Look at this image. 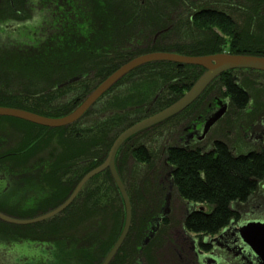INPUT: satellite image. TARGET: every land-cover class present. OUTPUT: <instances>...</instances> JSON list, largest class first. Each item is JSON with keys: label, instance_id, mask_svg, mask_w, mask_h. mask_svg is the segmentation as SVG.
I'll use <instances>...</instances> for the list:
<instances>
[{"label": "trees", "instance_id": "obj_1", "mask_svg": "<svg viewBox=\"0 0 264 264\" xmlns=\"http://www.w3.org/2000/svg\"><path fill=\"white\" fill-rule=\"evenodd\" d=\"M238 11L240 21L234 18ZM164 36L176 39L165 44ZM153 51L264 56V0H144L142 5L139 0H0V106L63 116L121 64ZM203 71L201 66L168 61L141 65L67 126L48 128L0 116L25 128L21 142L9 149L15 159L50 143L57 148L39 175L40 204L32 212L0 211L28 218L61 204L80 178L103 162L123 129L173 103ZM73 74L93 76L59 86ZM236 75L220 74L182 112L132 136L118 150L115 164L130 200L131 224L109 264H139L141 243L164 206L169 184L165 170L179 199L207 206L188 211L181 221L187 232L199 237L216 235L238 220L257 194L264 183V146L235 150L226 141H216L202 150L170 143L163 146L159 165L151 147L164 131L174 130L210 88L223 90L231 101L230 113L240 116L249 102L250 85L239 83ZM122 83L124 89L114 91ZM65 94L71 96L63 100ZM123 220L122 198L105 169L89 179L62 212L40 223L49 225L37 231L35 240L56 246L54 264H100ZM171 223L170 216L162 218L142 255Z\"/></svg>", "mask_w": 264, "mask_h": 264}, {"label": "flooded vegetation", "instance_id": "obj_2", "mask_svg": "<svg viewBox=\"0 0 264 264\" xmlns=\"http://www.w3.org/2000/svg\"><path fill=\"white\" fill-rule=\"evenodd\" d=\"M239 16L240 13L238 11L235 13L234 18L239 20ZM220 74H237L236 77L239 83H248L247 86L250 85L249 90L246 89L249 102L244 109L245 111L240 114V116L230 113V98L224 95L223 90H220L218 87L210 88L199 99L192 110L179 121L175 129L170 131L171 133L169 131H164L162 136L168 134L170 136L168 140L174 141L170 143H175L181 147L196 146L202 150L211 149L216 141H226L232 145L235 150H238V146L243 143L252 146L248 149L261 148L264 146V81L256 77L240 75L264 74V71L238 68L227 70ZM91 76H93V74H73L64 82L72 79H74V81L64 85ZM67 99L68 94L63 95V100ZM223 106H226L223 116L204 133L203 126L206 119ZM227 117H230V122L226 121ZM220 127L221 129H219V131L216 130ZM212 134L213 137H211ZM231 134H234L235 139L232 140V138H230ZM170 143H166L164 147ZM5 144V140L1 139L0 207L4 209L8 207L5 201L8 196L14 199L21 198L23 202L31 201L33 206H38L41 201L40 191L42 190L39 186V175L41 171L46 169L47 163L51 161L52 152H48V156L45 158L44 163L40 165L39 163L43 159L36 157L38 152L29 156L21 155L15 159L16 156L9 155V149L11 147H7ZM164 147L161 150V158L163 157ZM159 164L160 159L158 157L156 165ZM16 174H20L22 177L18 180L16 178L14 179L13 176ZM169 175V172H166L165 178L167 179ZM171 184L173 188V183L170 180L168 191L170 190ZM253 197L254 196L247 201L246 209L241 213V217L238 220H233L234 226L238 225L240 221L258 219H248V214L252 211L248 207L256 200H254ZM42 201L45 200L42 199ZM257 203V207L264 210V200L259 199ZM9 209L12 211L11 208ZM187 212L188 208L186 210V213ZM14 225L17 224H11L0 220V264H54V259L57 256V249L54 244L52 245L47 242L43 243L35 240L37 233L35 231L26 234L22 233V231H20V233L6 229L7 226ZM183 230V232H178L179 248H176L179 251V264H260L257 255L250 251V249H240L236 246L233 234L228 233L217 241L212 239L216 237L218 233L213 236L199 237L195 235L199 238L195 240L186 234L188 232L184 228ZM203 238L206 240L204 241Z\"/></svg>", "mask_w": 264, "mask_h": 264}, {"label": "water", "instance_id": "obj_3", "mask_svg": "<svg viewBox=\"0 0 264 264\" xmlns=\"http://www.w3.org/2000/svg\"><path fill=\"white\" fill-rule=\"evenodd\" d=\"M139 3L140 5H142L144 3V0H139ZM167 30L168 28L159 30L154 35L153 39L155 40L157 36ZM157 61H168L180 64L197 65L203 67L204 71L191 85V87L173 103L153 114H150L136 121L135 123L123 129L112 142L103 162L88 171L87 173H85L74 186L69 196L61 204L54 207L53 209L48 210L47 212L28 218L13 217L0 211L1 221L17 225H28L51 218L57 215L58 213L62 212L67 206L71 204V202L75 199L77 194L80 192L82 187L89 179H91L94 175L102 172L103 170L108 169L120 193L124 207V220L120 233L111 248L108 250L106 255L103 257L102 261L100 262V264H109L114 258L120 246L122 245L131 224L130 200L115 164V159L118 150L132 136L149 130L186 109L203 93V91L211 83V81H213L217 76H219L220 73L238 68L264 71V56L262 55L219 52L215 54L191 56L166 51L147 52L137 55L131 58L130 60L126 61L125 63L121 64L107 77H105L100 83H98L80 101L79 104H77L73 109H71L68 113L63 116L48 117L21 108L9 106H0V116L14 117L48 128L67 126L80 119L83 114L124 75L141 65ZM72 81H74V79L66 81L60 85H64ZM160 92L161 90L154 96L153 100L150 103V106L156 101ZM225 110L226 106H223L214 113H212L206 119L203 126L204 133L210 128V126H212L217 120H219L223 116ZM171 188L172 184L170 185V189ZM169 204L170 190L167 192V195L165 197V203L161 210V213L155 218L154 224L151 225L149 233L141 243L139 252H141L144 246L148 244V242L154 237L160 227L162 218L168 216L170 211ZM198 205L199 204L197 203L188 202V211L196 209L202 211L203 207ZM228 233L233 234L236 246H238L240 249H250V251L257 255L259 263L264 264V221L244 220L240 221L238 225L234 226L232 220L229 225L223 228L218 233V235L212 240L217 241L219 238Z\"/></svg>", "mask_w": 264, "mask_h": 264}, {"label": "rangeland", "instance_id": "obj_4", "mask_svg": "<svg viewBox=\"0 0 264 264\" xmlns=\"http://www.w3.org/2000/svg\"><path fill=\"white\" fill-rule=\"evenodd\" d=\"M175 39L173 36H168V37L164 36L161 38V42L165 43V44L166 43H172L175 41ZM240 75L256 77L257 79H261L264 81V76L263 75L261 76L260 74H240ZM124 86H125V84L122 83L121 85L116 87L114 89V91L118 90V89H124ZM70 96H71V94H68V98ZM106 96H109V95H106ZM106 96L104 98H106ZM98 105H99V103H98ZM226 121L230 122V117H227ZM219 129H221V127L217 128L216 130L219 131ZM24 135H25V128L23 126L22 127L19 126L18 123H16V122H11L8 120H0V138L5 140V142H6L5 145L7 147L12 148L16 144H19L21 142V140L24 138ZM169 137L170 136L168 134H165L164 136H160L158 138V140L151 142V145H152L151 147L153 149H155V151L157 152L156 158L158 160V157H159L160 163L163 162V157L161 158V156H160L162 147L166 143L174 142L172 140H168ZM211 137H213V134L211 135ZM230 138H232V140L235 139L234 134H231ZM238 147L241 150H246L248 148H251L252 146H250L246 143H243ZM48 152H52L51 153L52 154L51 159H52L57 152V148H56L55 144L50 143V144L46 145L40 152H38L36 157L43 159V160H41L40 163L38 162L40 165H42L44 163L45 158L48 156ZM132 161H133L132 158H129V162L132 163ZM166 172H167V170H165L164 173H166ZM164 175H166V174H164ZM13 177H14V179L16 178L18 180L22 177V175L16 174ZM164 181H166V183H169V181H170L169 177H167V179L165 178ZM165 191L167 192L168 188H166ZM170 195H171L170 204H169L170 211H169L168 215L171 217L172 223L169 227L162 228V230L156 235V238L153 241V244L151 245V247L146 252V255H142L141 254L142 251L138 252L137 259L139 261V264H179V261H178L179 260V255H178L179 251H178V249H176V248H179V245H178V237H179L178 234L179 233L178 232L184 231L183 227L181 225V223H182L181 221H182V218L185 215L186 210L188 208V202H185V201L179 199L176 191L173 188L170 189ZM253 198H254V200L255 199L256 200L251 205H249V207H248L252 210L248 214L249 215L248 219L249 218H251V219L258 218V219H254V220L264 221V210L259 209L257 207L258 200L259 199L264 200V183L261 184L259 191L257 192V194ZM5 201H6V204L8 205V207L12 209V211H11L8 207H5V209L10 213H12V212H16V213L32 212L36 208V206H33L31 204V201H24L23 202L21 200V198L20 199H14L13 197L8 196V197H6ZM198 206H202V205L199 204ZM202 207H204V209H207V206H202ZM244 209H246V206L243 207L242 213L244 212ZM47 211H45V212H47ZM41 213H44V212H38L33 216H36V215L41 214ZM49 219L50 218L45 219L43 221H47ZM43 221L36 222V223H39V225H36V223L31 224L32 226H28L30 228H28L26 225H14V226H7L6 229H9V230L14 231V232L22 231V233H26V234L29 233L30 234V233H32V231L37 232V231L43 229L44 227H46L47 225H49L48 224L49 222H45L43 224H40ZM186 234H188V236L192 239H195V240L199 239L193 233L188 232ZM154 237H155V235H154ZM154 237L152 239H154ZM203 240L205 241L206 239L203 238ZM146 245H148V244H146Z\"/></svg>", "mask_w": 264, "mask_h": 264}]
</instances>
